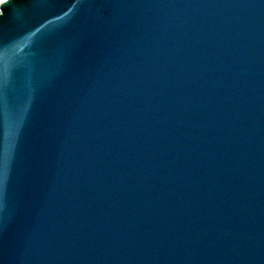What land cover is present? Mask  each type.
<instances>
[{"label":"water","instance_id":"water-1","mask_svg":"<svg viewBox=\"0 0 264 264\" xmlns=\"http://www.w3.org/2000/svg\"><path fill=\"white\" fill-rule=\"evenodd\" d=\"M0 264H264V0L1 1Z\"/></svg>","mask_w":264,"mask_h":264},{"label":"rangeland","instance_id":"rangeland-1","mask_svg":"<svg viewBox=\"0 0 264 264\" xmlns=\"http://www.w3.org/2000/svg\"><path fill=\"white\" fill-rule=\"evenodd\" d=\"M3 1V0H0V2Z\"/></svg>","mask_w":264,"mask_h":264}]
</instances>
